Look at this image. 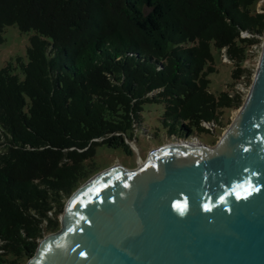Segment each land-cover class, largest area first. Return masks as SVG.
Wrapping results in <instances>:
<instances>
[{
    "label": "trees",
    "instance_id": "1",
    "mask_svg": "<svg viewBox=\"0 0 264 264\" xmlns=\"http://www.w3.org/2000/svg\"><path fill=\"white\" fill-rule=\"evenodd\" d=\"M258 1L0 0V44L8 26L36 33L28 62L0 70V264H27L59 230L67 201L101 170L99 148L148 131L147 104L163 106L170 137L222 126L264 35ZM212 47L234 65L219 95Z\"/></svg>",
    "mask_w": 264,
    "mask_h": 264
},
{
    "label": "water",
    "instance_id": "2",
    "mask_svg": "<svg viewBox=\"0 0 264 264\" xmlns=\"http://www.w3.org/2000/svg\"><path fill=\"white\" fill-rule=\"evenodd\" d=\"M27 264H264V41L216 145L179 138L98 172Z\"/></svg>",
    "mask_w": 264,
    "mask_h": 264
},
{
    "label": "rangeland",
    "instance_id": "3",
    "mask_svg": "<svg viewBox=\"0 0 264 264\" xmlns=\"http://www.w3.org/2000/svg\"><path fill=\"white\" fill-rule=\"evenodd\" d=\"M253 12L264 13V0H260L256 3ZM35 35L36 33L34 31L25 33L21 32L17 26L6 27L3 34L4 42L0 44V70L6 67L9 63H14L15 66H18L17 62L19 59L23 63H27L30 40ZM243 35L246 36L247 34L244 33ZM257 38L259 43L252 49L249 60L244 65L247 71L242 79L238 81L235 89L232 90L234 93L242 97V105L244 104L252 86L262 52V45L264 41L263 36ZM212 54L214 58L213 66L216 68V72L208 75L210 80L209 89L214 95H219L220 93L229 90L228 85L232 82V71L234 69V65L230 63L226 57L224 58L223 51L221 52L212 47ZM15 71L23 77L22 71L19 67H17ZM242 105L238 108L230 110L229 112L225 111L221 121L223 123L222 126H206L208 129H213L214 134L200 133L198 137L194 136L193 138H199L206 145H216L236 118ZM163 111L162 105L147 104L145 106L144 117L148 126L147 130L149 132L146 131L145 128L137 129L136 135H138V140H128L126 147H121L117 150L109 149L107 147L99 148L98 158L102 164L100 171L118 163L127 168L134 169L147 159L151 151L162 145L177 141L179 138L167 135L161 124ZM217 128H221V131H218ZM62 215L63 213L59 216L60 228Z\"/></svg>",
    "mask_w": 264,
    "mask_h": 264
},
{
    "label": "built area",
    "instance_id": "4",
    "mask_svg": "<svg viewBox=\"0 0 264 264\" xmlns=\"http://www.w3.org/2000/svg\"><path fill=\"white\" fill-rule=\"evenodd\" d=\"M244 36V35H243ZM246 36H248V35H246ZM246 36H244V37H246ZM231 63V62H230Z\"/></svg>",
    "mask_w": 264,
    "mask_h": 264
},
{
    "label": "bare ground",
    "instance_id": "5",
    "mask_svg": "<svg viewBox=\"0 0 264 264\" xmlns=\"http://www.w3.org/2000/svg\"><path fill=\"white\" fill-rule=\"evenodd\" d=\"M143 164V163H142ZM142 164H140V165H142Z\"/></svg>",
    "mask_w": 264,
    "mask_h": 264
}]
</instances>
